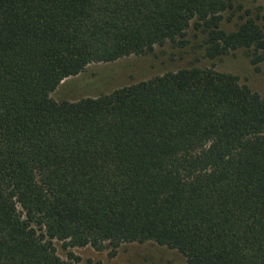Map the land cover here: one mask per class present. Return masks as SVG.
Here are the masks:
<instances>
[{
	"label": "trees",
	"instance_id": "obj_1",
	"mask_svg": "<svg viewBox=\"0 0 264 264\" xmlns=\"http://www.w3.org/2000/svg\"><path fill=\"white\" fill-rule=\"evenodd\" d=\"M241 8L0 0V264H80L55 240L264 264V99L237 76L186 67L76 102L51 97L89 65L184 48L190 32L205 58L247 50L257 66L264 27Z\"/></svg>",
	"mask_w": 264,
	"mask_h": 264
},
{
	"label": "rangeland",
	"instance_id": "obj_2",
	"mask_svg": "<svg viewBox=\"0 0 264 264\" xmlns=\"http://www.w3.org/2000/svg\"><path fill=\"white\" fill-rule=\"evenodd\" d=\"M233 1L242 7L236 16L252 13L259 17L258 21L264 27V0ZM233 21L239 22V17H234ZM234 22L226 27L234 29ZM192 35L190 32L188 38L191 43L184 48L167 43L146 56H131L114 63L89 65L79 75L63 81L51 97L57 102H76L182 68L201 67L237 76L242 85L248 86L264 99V61L257 66L253 65L247 50H238L222 58L209 60L204 57L203 50L197 46L198 40H194ZM54 245L60 258L69 260V252H73L80 259V264H189L176 250L152 243L123 245L116 255L91 247L66 250L63 243L57 240Z\"/></svg>",
	"mask_w": 264,
	"mask_h": 264
}]
</instances>
